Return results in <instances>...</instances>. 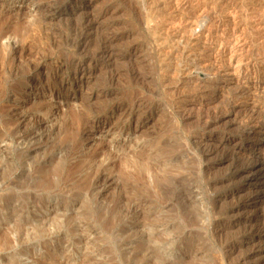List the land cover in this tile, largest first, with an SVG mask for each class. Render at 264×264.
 I'll return each instance as SVG.
<instances>
[{"label": "rangeland", "instance_id": "obj_1", "mask_svg": "<svg viewBox=\"0 0 264 264\" xmlns=\"http://www.w3.org/2000/svg\"><path fill=\"white\" fill-rule=\"evenodd\" d=\"M261 64L264 0H0V264H264Z\"/></svg>", "mask_w": 264, "mask_h": 264}, {"label": "bare ground", "instance_id": "obj_2", "mask_svg": "<svg viewBox=\"0 0 264 264\" xmlns=\"http://www.w3.org/2000/svg\"><path fill=\"white\" fill-rule=\"evenodd\" d=\"M232 64V60H231V62H230V64L229 65H231ZM248 65V67L250 66V63L248 62L247 63ZM257 65V64H256ZM218 66V65H217ZM261 66L263 67V69H261L262 71H259V73L258 74H256V78L257 79H261V78H264V64H261L260 65V68H261ZM223 67V66H222ZM238 82H240V81H238ZM39 84V83H38ZM240 87H241V89H240V93L241 92H243L244 93V91L246 92V90H248V91H250L251 90V86L250 85H247V84H241L240 83ZM254 88V87H253ZM256 88L258 89V86H256ZM207 89V88H206ZM203 92V91H202ZM208 92V91H207ZM204 93V92H203ZM206 94V93H205ZM250 100H245L244 102H243V104H247L248 102H249ZM250 103V102H249ZM251 104V103H250ZM253 104H255V103H253ZM256 111V110H255ZM260 111V110H259ZM258 113V112H257ZM261 113V112H260ZM259 114V113H258ZM261 115V114H260ZM259 115V116H260ZM245 116V115H244ZM250 117H254V116H250ZM263 117V116H262ZM260 119H261V116L259 117ZM263 119V118H262ZM250 120V119H249ZM256 121V120H255ZM264 122V121H263ZM261 123V122H260ZM105 123L103 124V127H105ZM248 125H251V129H253V133H257V132H259V133H261V132H264V123L263 124H260V125H258L257 123H250V124H248ZM31 136V135H30ZM31 140H33V139H31ZM30 140V141H31ZM28 142V141H27ZM258 146H259V151H255V153L257 154H255V157H257V159H260V161L261 160H263L264 161V151L262 150V144H258ZM250 158H251V156H250ZM255 159V158H254ZM253 161V160H252ZM260 175H261V177L262 178H264V171H262V172H260L259 173ZM260 177V178H261ZM261 178V180H263ZM264 181V180H263ZM262 181V182H263ZM254 199V198H253Z\"/></svg>", "mask_w": 264, "mask_h": 264}]
</instances>
